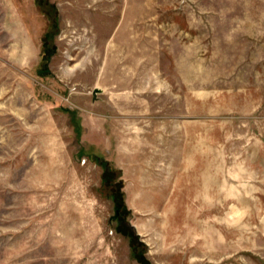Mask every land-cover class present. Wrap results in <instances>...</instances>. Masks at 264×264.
<instances>
[{
  "label": "rangeland",
  "instance_id": "obj_1",
  "mask_svg": "<svg viewBox=\"0 0 264 264\" xmlns=\"http://www.w3.org/2000/svg\"><path fill=\"white\" fill-rule=\"evenodd\" d=\"M0 264H264V0H0Z\"/></svg>",
  "mask_w": 264,
  "mask_h": 264
}]
</instances>
